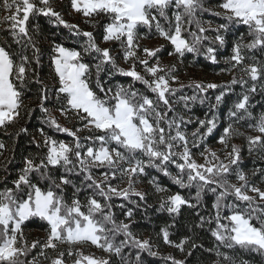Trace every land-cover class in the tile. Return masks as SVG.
Returning <instances> with one entry per match:
<instances>
[{
	"label": "snow or ice",
	"instance_id": "snow-or-ice-1",
	"mask_svg": "<svg viewBox=\"0 0 264 264\" xmlns=\"http://www.w3.org/2000/svg\"><path fill=\"white\" fill-rule=\"evenodd\" d=\"M216 7L223 11L206 6L205 0H71L72 10L88 21L100 17L107 20L102 25L101 42L119 43L123 61L131 62L125 69L117 63L113 54L115 48H101L93 32L65 21L52 7L51 0H39V6L36 0H3L2 10L8 13L4 22L9 26L13 42L21 45V51L14 53L0 44V130L7 134L8 126L18 122L24 90L28 83L34 82L40 86L37 100L44 114L42 123L67 134L71 140H58L43 127L38 128L42 144L35 137L33 142L38 149L43 147L46 151L24 157L18 177L12 181L13 187L0 191V264H42V260L48 264H67L65 255L72 264H112L113 257L119 264H145L142 253L155 257L158 252L153 251L150 239H139L130 223L125 222L133 218L132 208L124 212L125 220L117 221L113 208L125 209L126 206L114 205L112 200L119 198L136 208L146 204L147 194L138 190L136 184L140 177L148 174L149 168L170 177L181 188H195V203L180 193L161 198L160 209L170 215H178L182 206L195 209L208 194L214 197V217L206 219L197 213L200 222L196 225L202 228L205 223L215 222L211 235L218 244L207 249L215 253L214 264H239L235 255L222 252L221 247L232 250L239 247L264 255V205L261 204L264 189L251 182L241 167V147L231 144L229 148L235 136L243 135L236 123L246 115L251 116L249 95L243 94L229 110V122L216 138L224 152L221 158L206 141L218 128V117L213 110L223 103L226 91L221 90L215 96V104L209 110L211 116L205 113L204 119H198V127L189 135L187 125L192 123V118L178 112L176 105L182 103L190 111V104L197 101L203 104L208 99L207 91L221 86L196 82L197 94L184 95L185 85L179 81L176 65L161 63L158 54L163 45L142 49L140 46L141 39L151 38L150 35L142 37L140 28H147L149 33L154 28L155 33L172 46L169 56L184 58L186 53H191L204 55L216 63L218 49L213 45L224 46V34L230 25L243 24L251 39L245 43L241 35L231 45V55L226 57L229 66L221 71H239L240 80L233 76L230 84L244 86L246 76L253 82L247 92H255L256 84L264 79V60L256 56L257 51L264 53V0H222ZM202 12L221 17L227 23L213 27L211 20L201 19L199 13ZM36 15L52 18L69 29L72 36L83 38L79 50L62 44L53 46L55 55L51 57V65L58 80L54 89H49L37 71L41 64L40 49L29 29L30 17ZM209 31L215 35H208ZM29 46L32 57L27 54ZM91 54H94L93 62H85L84 56ZM137 65L142 71L137 70ZM102 74L109 77L118 74L131 78L132 83L106 87ZM136 82L142 83L153 95L135 88ZM174 84L179 86L173 87ZM53 99L54 107L50 109L48 102ZM53 111H58L68 122L74 119L80 126L61 125L51 114ZM249 128L258 133L246 137L249 154L264 156V113ZM85 132L87 134L81 135ZM3 149L5 144L0 142V150ZM192 149H200L203 163L197 162ZM173 166L175 174L170 170ZM94 169L103 171L97 175ZM253 175H260L264 183V168H254ZM233 176L236 183L232 182ZM74 177L80 178L79 183ZM124 182L127 186L121 188ZM148 183L158 194L169 192L154 176ZM68 187L73 189L71 197L66 195ZM81 192L85 193L84 201L79 197ZM229 197L233 198L231 202ZM225 209L228 215L222 214ZM32 218L46 222V239H36L29 244L23 226ZM171 227L160 229L163 243L178 249L185 258L169 255L164 259L170 264H188L187 258L203 246L190 242L188 237L178 243L173 241ZM118 236H123L119 242ZM64 244L68 245L66 253L58 250ZM85 244L95 246L107 256L85 255L75 247ZM34 249L38 251L28 259ZM49 249L55 256L48 254ZM125 249H128L127 254Z\"/></svg>",
	"mask_w": 264,
	"mask_h": 264
},
{
	"label": "trees",
	"instance_id": "trees-1",
	"mask_svg": "<svg viewBox=\"0 0 264 264\" xmlns=\"http://www.w3.org/2000/svg\"><path fill=\"white\" fill-rule=\"evenodd\" d=\"M222 0H205L206 6H212L215 11H218V5ZM3 0H0V44L4 45L10 51L14 53H19L21 51V45L13 42L11 34L8 30L9 26L6 22H4V17L8 14L2 10ZM37 5L39 6V0H36ZM53 4L52 7L55 11L61 13L63 19L65 20V16L70 12V0H51ZM171 14V13H170ZM22 15V13H21ZM201 19L203 20H211L213 22V27L219 23H227L226 20L221 17L211 16L208 12L199 13ZM66 21V20H65ZM98 21V22H97ZM107 20L103 17L97 18V20L88 21L87 23H70L77 24L83 31H91L94 33L97 42L101 43V37L103 34L102 25L106 23ZM69 23V22H68ZM91 24H95V27L90 26ZM207 27V25H205ZM29 29L30 34L33 36V42L40 49V59L41 64L38 67L37 71L44 80V83L47 84L49 89H54L58 86V80L55 77V73L51 66V57L55 55L52 51L53 46L55 44H62L66 47L73 49H80V44L83 42V38H77L71 35L69 29L65 28L63 25H59L53 21L52 18L44 17L42 15L31 16L29 20ZM34 30V31H33ZM193 30H195V26H193ZM210 36H214L215 33L209 31L207 33ZM140 35L151 36V38L155 37L157 34L155 33V29H152V32L149 33V30L145 27L140 28ZM185 35H187L185 33ZM226 37V43L224 46L213 45L218 49L217 62L213 63L210 59H206L204 55H193L191 53H186L183 58L187 63L192 64L193 66L208 71V72H219L222 69L227 68L229 65L226 63V57L231 55V45L238 40L241 35L244 37V42L247 43L251 37L248 36L247 26L243 24H233L230 25V29L227 33L224 34ZM150 38V39H151ZM207 45V41L204 42ZM117 43L110 44L108 47H115ZM101 47V46H100ZM169 51L168 46L162 48L161 52L158 54L160 57L167 56ZM27 54L32 57V49L29 46L27 49ZM121 54V53H120ZM252 53H248L251 55ZM92 55H85L84 61L88 63H92ZM116 57L117 55L114 54ZM122 55V54H121ZM256 56L258 59L264 60V53L256 52ZM118 63V61H117ZM119 64V63H118ZM35 66V64H34ZM120 67H123L119 64ZM124 68V67H123ZM126 69V68H125ZM232 76L230 80L222 81L220 84V88L217 89H209L205 94L208 99L205 100L203 104L199 101L190 104V111L183 107V104L176 105L177 111L186 114V117L190 116L192 119H200L205 118V113H208L211 116L210 107L215 104V96L218 95L221 90L226 91V96L224 97L223 103L213 111L218 117V128L212 136H209L206 143L212 144V142L216 141V138L220 135L223 127L227 126L229 119L228 113L229 110L233 108L234 104L238 102L242 95L247 93L249 95V112L251 116H245V119L240 120L236 123L235 126L239 127H249V125H254L258 120L259 116L264 113V79L260 80L256 84L255 92H247L248 88L252 86V81L248 77H244L247 80V84L241 86L240 83L230 84L233 76L236 77L237 80H240L241 73L239 71L231 72ZM102 79L106 81L107 86H115L116 84H128L132 83L131 78L123 77L118 74H114L109 77L107 74H102ZM93 87H95V70L93 69V78H92ZM185 87L183 88L184 95H195L197 91L194 88L195 83H187L182 82ZM230 85V88L227 87ZM173 87H178L179 85L174 84ZM40 86L35 84L34 82H30L27 84L24 90L23 96V106L21 108V117L17 123L9 125L7 129V134L0 130V142L5 144V149L0 150V191H3L6 187H13L12 181L18 177L20 169L23 167V158L28 156L30 153L35 154L37 152L43 153L46 151L43 147L40 149L37 148L36 143L33 142V138L35 137L37 141H40L42 144V139L37 132L38 128L43 127L45 131H47L50 135L58 140H71V137H68L65 133L56 132L54 129L49 128L46 124L42 123L44 119V114L40 111L37 100V89ZM135 88L146 92L147 95L152 96L151 92H148L145 86L142 83L136 82L134 85ZM98 91V90H97ZM102 95V94H101ZM48 107L53 109L54 107V99L48 102ZM55 107H59V105H55ZM29 110H31V114H29ZM54 112V111H53ZM52 112V113H53ZM51 113V114H52ZM77 125L80 124L77 122ZM198 126L196 125V121H192V123L187 125V132L192 133L196 130ZM21 128H26V132H21ZM242 149L243 159L241 161V167L246 172L247 170H253L254 168H262L264 167V156L259 155L261 158L253 159L248 155V148L243 147L242 145L236 144ZM200 149H192V151H199ZM171 172L173 174L176 173L175 167H171ZM100 170H95L97 175H99ZM156 177L157 183L161 186L169 189L170 194L180 193L182 196L192 200L195 203L193 197L195 196V188H181L179 185L173 183L172 179L168 176H164L160 172H158L154 168L148 169V174L146 176L140 177L139 182L141 183V187H138V190L144 191L146 195V204L142 203L141 207L136 208L134 205L129 203L128 201L120 200L119 198H113L112 203L114 205H119L123 203L126 207L125 209H120L118 207L113 208V212L117 221L125 220L124 212L127 208L133 209V218L129 220H125V222L130 223L131 230L137 235V237L141 240L150 239L153 245V251L158 252V255L153 257L149 256L147 253H142L144 257L145 264H170V261H166L164 257L172 255L176 259H184L185 255L182 254L178 249L170 247L163 243V239L160 236V229L166 226L172 225L169 228L170 238L179 242L180 239L184 237L190 238L191 241H195L197 244L202 245L203 247L198 248L193 252L191 257H188V264H214L216 260V256L214 252H209L207 249L213 248L218 242L211 235V229L215 228V222L212 224L205 223L202 228L196 227L199 224L200 219L199 216H204L206 219L209 216L215 215V210L212 208V202L214 197L211 194L204 196L201 203L195 208H189L187 206H182L181 211L178 215H170L166 210L160 209L161 198L165 196L164 193H156L154 187L148 183V181L152 177ZM256 177L258 175H255ZM36 178L35 176L33 177ZM79 183V177H74ZM232 182L236 183L235 177H232ZM117 183V182H113ZM42 186H44L42 184ZM73 193V189L68 187L66 189V195L71 197ZM79 197L82 201L85 199V193L81 192ZM97 199L102 200L101 197H97ZM133 199H138L137 197H133ZM229 202L233 199L229 197ZM70 202V201H69ZM199 213V216L197 215ZM223 215H228V210L225 209L222 213ZM255 223V221H253ZM258 226V225H257ZM47 225L46 222L41 221L39 218H32L25 222L23 226V230L29 229H38L41 231H45ZM123 236L117 237V242L122 240ZM222 252H227L230 255H235L239 264H244L246 261L247 264H264V255H260L256 252H248L246 250H241L239 247L236 249H227L221 247ZM34 252V250H33ZM33 252L29 255L28 259L33 255ZM128 249H125V254H127ZM134 259V257H133ZM112 264H119L118 259L112 258Z\"/></svg>",
	"mask_w": 264,
	"mask_h": 264
},
{
	"label": "rangeland",
	"instance_id": "rangeland-1",
	"mask_svg": "<svg viewBox=\"0 0 264 264\" xmlns=\"http://www.w3.org/2000/svg\"><path fill=\"white\" fill-rule=\"evenodd\" d=\"M65 1V0H63ZM53 5V4H52ZM218 11L222 12V9H217ZM65 20L69 23H80V24H84L87 23L88 20L82 16V14L80 13H76L74 10H72L71 8V0H70V12L69 14H67L65 17ZM142 36V35H141ZM143 37V36H142ZM117 43L115 45L116 52H114L113 54L117 55V61L120 65H122L124 68H129L131 62L129 63H125L122 59V55L120 54L119 51V43L118 42H111L108 44H105L103 42L100 43L101 48H105L108 47L110 44H114ZM163 45V47L168 46L169 49L172 50V46L165 40H163L162 38H160L158 35H156L155 37L151 38V39H141L140 40V46L141 49L143 47H148V48H154L157 46H161ZM141 56H143V52L141 51ZM161 63L163 65H176V69H177V75L179 77V81L180 82H185V84L187 83H196V82H200V83H215L217 85L222 84V81H226V80H230L232 74L229 72H223V71H219V72H208L202 69H199L195 66H193L190 63H187L186 61H184L183 58H179L177 56H162L160 57ZM52 66V65H51ZM53 69V66H52ZM137 70L138 71H142V68L140 65H137ZM54 71V69H53ZM148 79H151V77H148ZM53 116H55L59 122L61 123V125L69 127V128H73L74 125H77V121H75L74 119L72 120V122H68L66 121L62 116H60V113L58 111H54L52 113ZM200 119H204V118H200ZM192 121H196V125L198 126V120L196 119H192ZM236 128L239 129V131L241 133H243V135L240 136H235L229 144V148L231 147V144H239L242 145L243 147H247V141H246V137L251 135V136H255L258 135V133L252 131L249 127H239L236 126ZM222 132V131H221ZM87 134L85 133H81V135H85ZM191 133H189L190 135ZM221 134V133H220ZM208 146L210 147L211 150L216 151L221 158H223L224 156V152L221 151L222 146L219 145L216 141L212 142V144H208ZM194 152V158L197 160L198 163H203V158L200 156V150L199 151H193ZM248 155L253 158V159H259L261 158L258 154L253 153V154H249ZM264 168V167H262ZM249 180L253 183H256L258 186H260L262 189H264V183H261V176L258 175L257 177L253 175V170H247L246 171ZM141 183L138 181V183L136 184V188L141 187L140 185ZM127 184L126 182L121 183L120 187H126ZM165 196L166 195H170V193H164ZM249 195H252V193H249ZM262 205H264V202H261ZM24 231V236L27 238V241L29 244H31V242L33 240L36 239H40L41 241H43L44 239H46V231H41L38 229H29V230H23ZM76 248H79L80 250H82L84 252L85 255H95L96 257H106L107 254H105L102 250L97 249L95 246L91 245V244H85V245H76ZM67 248L68 245L64 244V245H60L58 250H63L65 251V253L67 252ZM36 251H38L37 249H34L33 255H35ZM48 254L51 256H55V253L52 252V250H48ZM31 259V257L29 258ZM65 259L67 261V264H72V260L69 259L67 257V255H65ZM42 264H48V261H44L42 260Z\"/></svg>",
	"mask_w": 264,
	"mask_h": 264
}]
</instances>
